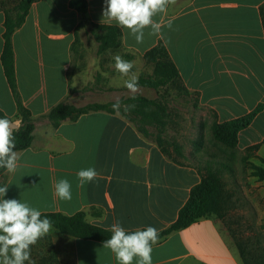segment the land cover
<instances>
[{
    "label": "crops",
    "instance_id": "1",
    "mask_svg": "<svg viewBox=\"0 0 264 264\" xmlns=\"http://www.w3.org/2000/svg\"><path fill=\"white\" fill-rule=\"evenodd\" d=\"M86 1V17L91 23L117 26L114 21L101 22L104 0ZM70 2L34 3L25 24L13 35L19 94L36 121L32 146L18 152L17 170L7 173L4 199L20 200L41 213L72 216L84 212L89 223L108 230L118 220L127 231L152 226L160 233L177 220L191 189L201 182L204 168L199 163L229 162L232 152L222 146L207 148L203 143L188 156L196 158V162L178 164L120 114L91 112L76 121H63L58 128L43 117L62 102L84 107L132 97L124 83L116 81L125 76L116 71L113 58L119 55L126 60L125 54L133 55L132 72L137 77L151 74L152 69L143 71L136 62L144 61V53L159 42L166 47L185 87L198 98L199 106L216 112L217 123L248 114L263 100L247 106L242 96H264V28L260 11L264 0H176L165 13L154 17L162 25L161 32L149 35L150 29H145L141 44L128 29L117 26L122 32L118 50L98 55L94 40L97 70L95 78L89 80L88 74L73 70L76 62L85 61V46L76 49L82 15L70 7ZM169 20L171 28L167 27ZM4 21L5 14L0 9V109L20 125L1 63ZM141 47L145 49L137 56ZM85 76L87 80L83 82ZM141 89L148 88L140 87L135 96L146 97ZM213 122L214 119L209 121V129ZM238 138L233 152L240 155L263 141L264 109ZM221 151L225 155H220ZM256 156L264 158V146ZM257 160L249 162L261 166ZM90 167L99 175L81 185L77 173ZM61 179L71 184V200L54 196L55 184ZM260 185L262 193L264 181ZM259 215L262 219L264 208ZM48 235L59 264H118L101 242L58 231ZM152 264L244 263L223 220L208 217L153 245Z\"/></svg>",
    "mask_w": 264,
    "mask_h": 264
},
{
    "label": "trees",
    "instance_id": "2",
    "mask_svg": "<svg viewBox=\"0 0 264 264\" xmlns=\"http://www.w3.org/2000/svg\"><path fill=\"white\" fill-rule=\"evenodd\" d=\"M39 1L40 0H0V9L3 10L5 14L3 33L4 46L1 55V63L17 106V118L20 120L19 129L14 133L16 144L15 151L17 152L25 151L32 146L36 120L33 118L31 112L24 106L19 94L12 39L14 33L25 24L32 5ZM12 2H14V5L10 7L9 5H11ZM70 7L77 10L82 15L77 32L83 25L87 24L89 26L88 32L98 43V55L109 50H118L121 47L122 32L117 26L93 24L86 17L88 11V3L86 0H71ZM260 11L264 28V4ZM124 57L127 61L135 58L130 54H125ZM143 60L147 65L152 66V72L151 74L142 73L138 77L140 87L153 90L171 87L178 95H192L183 84L179 71L162 42H159L156 46L144 53ZM120 101L123 105H135V107L128 112H125L122 108L119 114L131 122L143 136L155 141L167 157L172 159L175 163L182 164L176 156L170 153L161 137L166 128L169 104H164L158 100L144 96H136L135 99L130 97ZM113 103L114 102L106 104L94 103L84 107H76L67 102H62L53 107L43 118L47 119L53 128H58L63 121H76L82 115L91 112L105 111L115 114L116 112L112 107ZM263 109L264 104L260 103L248 114L224 123H217L216 112L209 110L215 118L210 127L213 142L216 145L222 146L225 150L233 152L237 149L239 143V133L247 129ZM5 117L7 116L0 109V118ZM149 126H153L158 130L156 136H153L148 130ZM203 143L204 140H202V136H200L197 147L200 148ZM261 146H264V139L261 143L247 148L245 155L242 157L245 163H248L251 157L257 158L260 161L262 164L261 166L253 163L249 164L251 176L255 177L258 181H264V158L256 156V152ZM178 154L180 155L181 153L178 152ZM193 160V163L197 161L196 158H193ZM199 164L203 165L204 168L203 172H201V182L191 189L190 197L179 211L177 220L169 228L159 233L158 242L165 239L173 232L186 229L203 218L217 217L224 222L227 217V213L232 206V194L229 192L225 183L224 172H233L230 161H206L205 163L200 162ZM7 173L6 169L0 168V186L5 185ZM45 217L53 221V229L62 235L73 238L103 243L110 238L112 234L108 229L89 223L84 212H79L72 216L54 212L42 213L41 218L43 219ZM229 232L244 264H264L263 250L260 251L258 248H254L252 245L250 246L249 242L242 240L234 232L230 230ZM43 238L46 239V244L43 249L45 251L34 252V255L38 256L36 264H59L52 238L49 235ZM31 251L33 250L31 249Z\"/></svg>",
    "mask_w": 264,
    "mask_h": 264
},
{
    "label": "clouds",
    "instance_id": "3",
    "mask_svg": "<svg viewBox=\"0 0 264 264\" xmlns=\"http://www.w3.org/2000/svg\"><path fill=\"white\" fill-rule=\"evenodd\" d=\"M176 0H104L102 23L111 24L113 21L122 29H128L137 44L144 41L145 29H150L149 35L161 32V23L154 20L159 14L166 12L169 4ZM167 27H172L168 21ZM114 67L122 76L128 77L124 81L125 87L133 94L139 92L138 77L132 69L134 63L116 55ZM119 114L123 108L130 111L135 105H123L119 98L112 105ZM19 129V122L9 118H0V168L8 173H14L19 166V154L15 151V135ZM95 168L78 171L79 182L83 185L98 177ZM8 185L0 186V264H35L31 259V246L46 236L53 227L49 218H41L42 213L26 203L16 199H4ZM54 196L61 200H71V184L61 179L55 184ZM111 237L103 242V247L109 249L118 264H152L153 245L158 242V229L148 226L144 229L127 231L120 221L110 226Z\"/></svg>",
    "mask_w": 264,
    "mask_h": 264
},
{
    "label": "rangeland",
    "instance_id": "4",
    "mask_svg": "<svg viewBox=\"0 0 264 264\" xmlns=\"http://www.w3.org/2000/svg\"><path fill=\"white\" fill-rule=\"evenodd\" d=\"M12 5H14V2L9 6L12 7ZM88 28L89 26L86 24L79 30L80 35L76 46L77 50L79 46H85V61L76 62L75 66H73V70L88 74L89 80L90 77L91 79L95 78L98 57L95 47L96 44L94 43L95 41L88 33ZM140 49V52L136 53L137 56L142 53L141 51L145 48L141 47ZM144 62L145 61H137L136 64L137 66H141L143 71L150 70L152 66L147 65ZM86 80L87 77L85 76L83 82ZM125 80V77H119L116 81L118 83H124ZM79 86L80 85H78V87ZM141 91L142 95H145L150 99L169 104L166 128L161 137L170 153L176 156L178 160L194 161L193 158L189 159L188 156H191L193 150L197 148L200 136H202L204 145L207 148H222L211 140L208 123L211 119L215 120L213 114L209 112L208 109L199 106V100L195 95H178L171 87L156 91L149 89H141ZM92 98L95 99L96 96L94 95ZM242 98L245 100L247 106L254 104V101L257 99H262V103L264 104V96L262 94L259 96L245 94ZM148 130L153 136L158 134V130L153 126H149ZM177 151L181 154L179 155ZM219 153L220 155H225L222 151ZM242 157L243 155L232 152L230 164L233 167V172H224V179L227 188L233 190L231 200L232 206L227 213L224 223L228 230L234 232L242 240L249 242L250 246L252 245L254 248L264 251V215L262 219L259 215V210L264 208V192L261 193L259 191L263 186L260 185L261 181H258L251 176L250 162H243ZM251 159L252 157L249 158V160ZM257 163H260V161L257 160ZM242 186L246 189V193ZM52 232L56 231L52 228L50 233ZM45 240L46 239L41 238L34 246H31V249L33 250L31 251V259L35 261V264L38 256L34 255V252L45 251L43 250L44 245L46 244ZM25 264H27V262H25Z\"/></svg>",
    "mask_w": 264,
    "mask_h": 264
}]
</instances>
